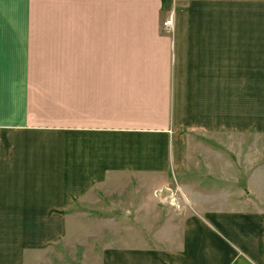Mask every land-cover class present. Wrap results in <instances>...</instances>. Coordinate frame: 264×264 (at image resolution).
Masks as SVG:
<instances>
[{"label": "crops", "instance_id": "0c3cea01", "mask_svg": "<svg viewBox=\"0 0 264 264\" xmlns=\"http://www.w3.org/2000/svg\"><path fill=\"white\" fill-rule=\"evenodd\" d=\"M263 82L264 0H0V205L11 204L0 215L15 210L32 228L52 204L64 221L67 206L98 198L119 174L185 186L197 135L264 133ZM35 92L58 93L59 115L37 117ZM4 182L15 188L2 192ZM225 191L215 208L191 200L179 240L106 250L102 264H264V209Z\"/></svg>", "mask_w": 264, "mask_h": 264}, {"label": "rangeland", "instance_id": "374dc122", "mask_svg": "<svg viewBox=\"0 0 264 264\" xmlns=\"http://www.w3.org/2000/svg\"><path fill=\"white\" fill-rule=\"evenodd\" d=\"M172 30L175 32V27ZM34 96L37 117L42 118L47 113L50 117L59 115V108L57 110L53 104L58 100V93L35 92ZM13 97L18 99V96ZM23 100L26 95L21 94L19 101ZM228 101L229 106L236 103L235 100L233 103ZM45 103L46 109L43 108ZM256 105L261 111L260 121H264V91L256 99ZM193 139L192 152L197 155L187 171L189 176L183 175L185 186L177 176L165 181L160 179V174L145 173L139 182L126 178L124 174L114 175L105 182L108 186L99 191L98 198L94 199L90 194L84 201L67 206L64 221L54 220L56 205L40 206L42 213L51 209L53 213H49L45 220H31L32 228L28 227L27 219H12L17 211L4 209L0 216L9 220L0 221V264H102V252L106 250L132 253L146 246L144 240L155 248L159 246L157 243L179 240L177 230L180 228L181 234L183 218L195 206L191 200L203 210L215 208L225 203V189L227 193L232 192L233 196L247 199L250 204L264 209L263 132L201 134ZM225 152H232V157L222 156ZM69 157L65 162L67 171L72 165ZM228 164L242 166V172L222 171V167ZM54 175L56 178L57 174ZM11 188L9 182H4L2 192ZM4 196L12 195L8 191ZM3 205L11 204L4 202L0 206ZM27 211L21 210L23 213ZM124 211L129 216L123 214ZM165 217L171 218L167 227L172 226V230L157 233L158 224L161 225ZM31 230H36L40 236H33ZM173 233L178 238H173Z\"/></svg>", "mask_w": 264, "mask_h": 264}, {"label": "built area", "instance_id": "2783aa9c", "mask_svg": "<svg viewBox=\"0 0 264 264\" xmlns=\"http://www.w3.org/2000/svg\"><path fill=\"white\" fill-rule=\"evenodd\" d=\"M175 27V11L171 10L168 17L164 20V30L167 32H172Z\"/></svg>", "mask_w": 264, "mask_h": 264}]
</instances>
